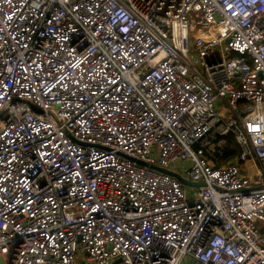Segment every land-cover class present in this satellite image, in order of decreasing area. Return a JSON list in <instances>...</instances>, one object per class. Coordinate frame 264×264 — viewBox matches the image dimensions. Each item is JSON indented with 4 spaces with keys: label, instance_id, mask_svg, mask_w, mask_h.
Wrapping results in <instances>:
<instances>
[{
    "label": "built area",
    "instance_id": "2783aa9c",
    "mask_svg": "<svg viewBox=\"0 0 264 264\" xmlns=\"http://www.w3.org/2000/svg\"><path fill=\"white\" fill-rule=\"evenodd\" d=\"M117 260L264 264V0H0V264Z\"/></svg>",
    "mask_w": 264,
    "mask_h": 264
},
{
    "label": "trees",
    "instance_id": "16d2710c",
    "mask_svg": "<svg viewBox=\"0 0 264 264\" xmlns=\"http://www.w3.org/2000/svg\"><path fill=\"white\" fill-rule=\"evenodd\" d=\"M239 154V148L234 141L232 136H228L225 141V146L223 147V154L221 160L229 162L233 160Z\"/></svg>",
    "mask_w": 264,
    "mask_h": 264
},
{
    "label": "rangeland",
    "instance_id": "374dc122",
    "mask_svg": "<svg viewBox=\"0 0 264 264\" xmlns=\"http://www.w3.org/2000/svg\"><path fill=\"white\" fill-rule=\"evenodd\" d=\"M220 109V107H219ZM223 163V161H222ZM225 164V163H223ZM191 166L190 160H179L170 166L171 169L178 172L180 175L185 176L186 171Z\"/></svg>",
    "mask_w": 264,
    "mask_h": 264
},
{
    "label": "water",
    "instance_id": "95a60500",
    "mask_svg": "<svg viewBox=\"0 0 264 264\" xmlns=\"http://www.w3.org/2000/svg\"><path fill=\"white\" fill-rule=\"evenodd\" d=\"M260 74H261V73H260ZM151 168H154V169L159 170V171H161V172H164V173L171 174V175L175 176L178 180H180V181H181L184 185H186V186H199V185L192 184V183H190V182L184 180V179L181 178L180 176L175 175V174H173V173H171V172H169V171H167V170H161V169H157V168H155V167H151ZM117 263H119V260H117L115 264H117Z\"/></svg>",
    "mask_w": 264,
    "mask_h": 264
}]
</instances>
